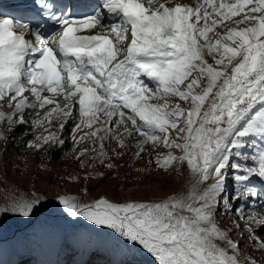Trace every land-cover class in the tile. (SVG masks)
Listing matches in <instances>:
<instances>
[{
    "label": "snow or ice",
    "instance_id": "1",
    "mask_svg": "<svg viewBox=\"0 0 264 264\" xmlns=\"http://www.w3.org/2000/svg\"><path fill=\"white\" fill-rule=\"evenodd\" d=\"M29 11L31 19L0 18V107L14 104L11 112L0 111V123L24 124L28 110L48 105L34 125L61 115L67 123L78 105L74 130H89L80 140L98 138L99 162L106 139L124 148L127 138L140 137L133 155L149 145L178 149L179 155L159 154L157 165L186 164L194 178L186 196L159 201L102 196L79 204L58 196L68 215L115 230L156 264H260L240 248L248 239L264 257L258 234L264 215L248 216L246 236L235 240L231 234L241 226L223 228L216 216L222 206L225 216L235 212L244 219V205L260 195L247 186L257 180L264 186V0H98L86 12L59 0H31ZM49 21L55 27H46ZM7 139L0 132V140ZM50 141L63 144L48 132L28 147ZM232 182L242 186L235 195ZM43 199H19L0 213L29 218Z\"/></svg>",
    "mask_w": 264,
    "mask_h": 264
},
{
    "label": "rangeland",
    "instance_id": "2",
    "mask_svg": "<svg viewBox=\"0 0 264 264\" xmlns=\"http://www.w3.org/2000/svg\"><path fill=\"white\" fill-rule=\"evenodd\" d=\"M225 23L231 26L230 21ZM225 30L216 29L218 32ZM209 61L212 63L211 59ZM171 102L180 103L185 109L190 107L189 102L180 101L178 98H173ZM43 116L42 113V116L38 115L28 120L29 126L26 130L30 132L23 129L26 132L22 133L29 135L21 144L11 139L9 126L6 128L2 123L0 125L1 132L8 136L6 141L0 140V207L19 199H31L33 191H37L38 196L45 198L41 205L37 206L39 211L29 218L12 213H0V264H34L36 257L34 248L38 243L43 252V257L40 256L41 264H81V261L82 264H156L155 258L141 245L120 236L115 230L94 225L83 217L69 216L57 197L72 196L76 197V203L89 204L102 196L120 203L159 201L173 195L186 196L194 180L186 164L166 169L156 163L159 154L172 151L174 155H179V150L168 149L163 144L153 150L149 145L140 156H135L133 153L138 150L137 142L142 138H127L125 141L127 146L124 148L118 147L115 139H106L104 141L106 155L101 163L95 159L100 151L98 138H93L95 143L93 139L80 140L83 133L89 130L83 127L74 130V124L77 123H74V120L79 121V118H74L70 125L68 121L65 123V118L61 117L63 115L59 120L47 123L53 126V130L48 129V132L57 134L63 140L62 145L52 144L50 141L39 149L28 147L29 141H35L37 136L48 134L44 129L48 126L33 124L34 120H39ZM61 122L65 128L62 136L59 127ZM69 129L71 131L67 132ZM253 143L259 147L258 135ZM249 147L251 148V145ZM83 148H88L89 151L83 157L77 158ZM108 164H113L114 167L109 169ZM101 173L103 175H100ZM86 176L88 179H85ZM230 178L231 176L229 180ZM57 184L67 185V188L61 191L54 190L52 187ZM203 187L204 185H200L197 191ZM85 189L87 191H84ZM229 191L234 193L232 184ZM57 211L66 212L67 215L49 216L50 213ZM224 212L221 206L216 216L217 223L223 228H233L234 224L238 223L241 226L240 231L231 234L232 238L237 239L241 232H245L246 236L244 227L246 213L244 212V219H239L235 212L227 216ZM81 233L86 234L82 243ZM250 244L252 241L243 240L241 254L264 264L261 252L254 247L250 248ZM82 246L86 247L87 255L82 254Z\"/></svg>",
    "mask_w": 264,
    "mask_h": 264
},
{
    "label": "bare ground",
    "instance_id": "3",
    "mask_svg": "<svg viewBox=\"0 0 264 264\" xmlns=\"http://www.w3.org/2000/svg\"><path fill=\"white\" fill-rule=\"evenodd\" d=\"M179 2H182L181 0H179ZM182 3H184V2H182ZM185 4H190L189 2H185ZM191 5V4H190ZM209 63H210V61H209ZM14 107V106H13ZM13 107L11 108V110L9 111V112H11L12 110H13ZM259 108V107H258ZM257 108V109H258ZM51 108L49 107V110H50ZM48 110V111H49ZM0 111H5V112H8L7 110H3L1 107H0ZM73 113H74V118H75V116H76V114H77V119L79 118V107H78V105L76 106V109H74L73 108ZM40 116H42V113L40 114ZM37 117V116H36ZM61 117H63V116H61ZM73 118V119H74ZM73 119L72 120H68V123L71 125L72 124V122H73ZM25 123L24 124H15V125H12V126H9L10 128H9V134L11 135L10 137H11V139L12 140H14L16 143H22L25 139H27V137H28V135H29V133H22V132H30V131H28V130H26V128H27V126H29V121H28V119H25ZM35 121V120H34ZM76 120H74V122H75ZM62 123V122H61ZM0 125H1V123H0ZM3 125H5V124H3ZM44 125L47 127V128H44V129H50V130H53L52 128H53V126L52 125H48L47 124V122H45L44 123ZM42 126V125H41ZM4 127H6L7 128V126H4ZM2 128H3V126H2ZM6 128H3V129H6ZM25 128V130H23ZM69 131H71L70 129L67 131V132H69ZM0 132H1V129H0ZM46 132V131H45ZM65 132V128H63L62 130H60V135L62 134V133H64ZM67 134V133H66ZM103 133H100V135H102ZM57 135V134H56ZM62 136V135H61ZM2 141V140H1ZM2 160V159H1ZM85 185V184H84ZM54 190H65L66 188H67V185H59V184H57V185H54L53 187H52ZM257 188V187H256ZM258 192H259V189L257 188L256 189ZM37 192V191H36ZM35 191H33L32 192V198H33V196H38V193H36ZM255 198H257L256 200L257 201H255V204L253 205V209L251 210V211H245V209L247 208V207H249V204H246L245 206H244V212L246 213V218L248 217V216H251L252 214H253V212H255V213H257V214H260V215H264V207H261V205L262 204H264V198L262 197L261 198V196L259 195L258 197H254V198H252L251 200H253V199H255ZM260 198V200L258 201V199ZM236 203V202H235ZM65 215H67V213L66 212H63V211H57V212H53V213H50L49 214V216H53V217H59V216H65ZM261 234H264V233H261ZM86 234H80V236H81V238H80V242L82 243L83 242V240L85 239V236ZM262 237H264V236H262ZM82 249V248H81ZM34 251H35V253H36V258L38 257L39 259L41 258L40 256H42L43 257V252H42V250H41V248H40V244L38 243L36 246H35V248H34ZM34 253V252H33ZM33 257H35V256H33ZM22 259V258H21Z\"/></svg>",
    "mask_w": 264,
    "mask_h": 264
}]
</instances>
